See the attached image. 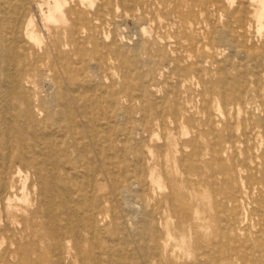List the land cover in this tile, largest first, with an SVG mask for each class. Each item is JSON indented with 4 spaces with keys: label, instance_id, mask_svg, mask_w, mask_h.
Instances as JSON below:
<instances>
[{
    "label": "rangeland",
    "instance_id": "1",
    "mask_svg": "<svg viewBox=\"0 0 264 264\" xmlns=\"http://www.w3.org/2000/svg\"><path fill=\"white\" fill-rule=\"evenodd\" d=\"M129 1L87 0L88 5L81 10L90 14L99 13L102 21H94V39L90 43L83 42L82 53L96 63L95 68L91 65L86 71L82 65L77 68L79 80L86 84L82 97L92 98L90 101L94 99L97 107L104 108L107 115L113 116L111 131H106V135L119 152H107L106 159L109 161L104 166L117 174H113L115 177L123 166H129L132 178L142 177L145 181L141 186H132L129 192L117 193L113 186L122 177L118 180V177L108 176L109 179L105 175L99 176L98 192L87 194L82 191L79 196L80 199L87 198V201L93 197L98 199L100 205L96 211L99 210V219L92 223L91 212L86 208L79 209L78 215L83 225L97 227V238L90 234L93 230H88L80 239L67 240L62 253L45 250L41 258L34 256L32 262L98 264L100 261L99 264H111L109 255L104 254L126 249L130 255L125 258L128 261L131 258L134 264H191L199 254L198 242L205 246L214 241L226 243L230 240L237 247L227 253L232 256L233 262L245 263V257L256 264H264V17L258 19L259 0ZM0 2L4 11L10 5H27L29 13L35 16L37 34L44 37L45 44L49 29L57 28V21L47 19L49 1ZM74 4L71 2L64 10ZM261 10L264 11V8ZM89 13L88 16H91ZM14 17L4 12L0 28L6 30L13 25ZM219 31L222 34H217ZM221 35L224 38L220 40ZM82 37L86 38V34ZM26 46L37 50L34 42L26 43ZM116 50L122 53L125 60ZM240 55L243 59L239 61ZM52 63L47 61L46 66H52ZM218 63H222L223 67ZM0 65V76L4 79L14 72L13 68H9L11 63H6L2 57ZM237 65L240 67L237 68ZM226 71H229L228 74ZM60 74L62 83L66 85L63 73ZM127 74L132 81V91L123 92L120 96L124 110L120 111L119 118L114 119L116 110L112 105L96 97L105 87L123 90ZM248 89H251L250 92ZM242 91L245 94H239ZM227 93L231 95L226 96ZM79 115L80 112L78 118L85 131L98 129L101 135L105 133L101 130L104 127L98 125L100 120L90 119V127L86 123L88 120ZM90 151L92 156L97 157L96 150ZM101 166L98 159L96 168L101 169ZM228 171L229 176L224 173ZM78 181L83 185L82 178ZM221 188L234 192L240 207L234 211L231 203L223 207V214L237 215L239 229L232 234L224 233L220 238L215 232L217 222L214 216L217 213L213 205V191ZM168 195H172L170 199ZM176 208L188 212L191 220L181 226ZM152 213L159 214L155 222L159 233L158 257L156 261H145L138 248L152 247V243L145 242L140 234L143 222L151 219ZM122 237L128 242L120 245L118 238ZM107 244L111 245L107 248ZM6 245L0 240V264H19L18 259L4 262L2 254Z\"/></svg>",
    "mask_w": 264,
    "mask_h": 264
},
{
    "label": "bare ground",
    "instance_id": "2",
    "mask_svg": "<svg viewBox=\"0 0 264 264\" xmlns=\"http://www.w3.org/2000/svg\"><path fill=\"white\" fill-rule=\"evenodd\" d=\"M46 1H49L48 5L50 6L47 19L53 22L57 21V28L49 29V37L46 44L44 42V37L41 34H37L34 21L35 16L33 17V15L29 13L27 5H10L4 11V9L1 8L0 2V21L2 20L4 12L15 16L13 25L9 26L6 30L0 28V57H2L6 63L10 62L11 67L9 68L14 69V72L12 71V74H8L6 79L0 76V240L7 244L2 254L3 259L6 260L4 262H8L7 260L9 259H18V261H20L19 264H35V262H32L34 256L41 258L45 250L61 252L67 244V240L70 239L69 241H71L72 238L80 239L83 234L89 232L88 230H93L90 234L93 235L92 237L97 238V227L90 224L83 225V223L79 221L78 215L80 216L79 209L86 208L88 212H91L90 218L92 223L95 224L100 215L99 210L96 211V207L100 205V202L94 197L92 200L87 201V198L80 199L79 196L82 191L87 194L88 192L97 193L99 190V176L104 177L103 175H105L111 178L117 175L104 166V163L108 164L107 161H109L106 159L107 152H119L115 150L111 138L106 135V131H111L110 124L113 116L107 115L103 110L104 108L97 107L93 101L94 99L90 101L92 98L82 97L86 84L79 80L80 74L77 68L81 65L85 71L88 70L91 65L95 68L96 62H93V58L82 53V46L85 41H89V43L90 40L93 41L95 36L94 21H102L101 16L96 12L91 14L88 12L89 15L92 16V18H90L91 16H88L85 10H81L82 7L88 5L87 0ZM71 2L75 4L72 7L70 6L69 9L64 10L65 6L69 5ZM262 7L264 8V0H259L257 8L259 20L264 17V11L261 10ZM220 32L221 31L217 34H222ZM84 34H86V38L82 37ZM223 38L222 35L219 36L220 40ZM224 40H226V38ZM29 42H34L37 46V50L27 47L26 43ZM235 42L236 41H234V43ZM209 43L212 42L209 41ZM223 44L226 45L227 43L224 42ZM246 45L248 46V44ZM116 53L121 59L125 60L124 57L122 58L123 55L119 50H116ZM235 54L236 53H234V55ZM52 57L53 59H51ZM240 57L239 61L243 59ZM47 61H52V66H46ZM222 62L224 61L222 60ZM39 64L43 66V69H41ZM220 64L222 65V63ZM97 65L98 64H96V66ZM228 65L230 66V64ZM239 67L237 65V68ZM245 72H247V70H245ZM60 73H63L66 85L62 83ZM248 73H250V71ZM238 74L240 73L238 72ZM237 80L240 81L238 78ZM125 81L123 90L115 91L112 86L109 88L105 87V89L99 92L100 95L98 94L99 96L96 97L101 102H109L112 105L116 110L114 119L117 117L119 118L121 115L120 111L124 110L120 96L123 92L132 91L130 87L132 81L129 74L125 75ZM230 81L234 80L231 79ZM94 85L91 87L93 88ZM222 90L224 93V89ZM249 90L251 89H248V91ZM243 91L239 94H245ZM94 93H96V91ZM70 95H72V97ZM86 95L88 94L84 96ZM89 95L92 96L91 94ZM227 95H231V93H227L226 96ZM79 112L81 114L79 116L88 120L85 122L87 124L89 123L90 127L92 126L90 119H94L97 122L100 120L101 124H97L102 128L104 127V129L101 130L105 133L101 135V131L98 129L91 130V132L90 130L85 131L80 125L81 123L78 118ZM112 112L109 113L112 114ZM142 118L144 119V117ZM177 122L179 121L177 120ZM262 123V126H264L263 121ZM207 126L209 127V125ZM215 131L216 130H214V132ZM87 134L90 135L89 141L87 140ZM242 135L244 136L246 133ZM249 136H251V134ZM89 149L96 150L98 154L97 157L92 156V151ZM199 149L202 150V148ZM246 149L247 148H245V151ZM98 159L101 161V169L96 168ZM130 168L129 166H123L120 169L118 176L115 178L118 177L119 180V177H122V180H120L117 185L113 186V188L115 187V192H129L132 186H141L142 183H144V178H132V176H130ZM132 172L133 171H131V173ZM224 173L228 176L231 175L229 171ZM80 178L84 181L83 185L78 181ZM213 192L215 193L213 205L217 213L214 216L217 222L215 232L217 236L221 238L224 233L232 234L239 229L238 223H236L237 215L230 213L231 216H227L223 214V207L225 204L228 205L231 203L234 211L239 209L240 206L238 204V196L234 192H228L223 190V188L215 189ZM130 196L132 195L130 194ZM171 196L172 195H168V199H170ZM172 208L175 209V206ZM132 211H134V209ZM176 213L181 226L191 220V215L184 210L176 208ZM158 215V213H152L151 219H146V221L143 222V231L140 234V238L145 240V242L148 241L152 243V247L145 244L146 246L138 248L144 260L152 259L156 261L158 257L159 233L155 226ZM81 218L80 220H82ZM86 221L88 222V220ZM100 233H102V230H100ZM85 238L86 237H84L83 240ZM118 242L121 245L128 242V240L122 237L118 238ZM139 242H137V244ZM108 245L111 244H107V248ZM197 246L199 254L195 256L191 264H237L232 261V256L227 254L237 248L230 240L226 243L214 241L212 244H206L205 246L198 242ZM108 250L109 249H107V251ZM104 255H109L112 261L111 264H134L131 262V258L130 261H128V258H125V256L128 257L130 255L126 252V249H120L114 252L111 251L110 253L107 252ZM244 259L247 261L242 264L257 263L245 257ZM97 261H99V258Z\"/></svg>",
    "mask_w": 264,
    "mask_h": 264
}]
</instances>
